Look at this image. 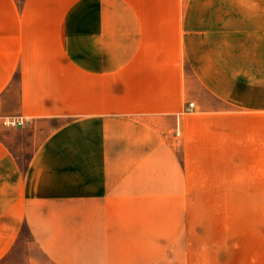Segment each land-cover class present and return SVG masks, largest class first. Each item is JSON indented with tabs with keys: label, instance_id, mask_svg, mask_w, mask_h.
<instances>
[{
	"label": "crops",
	"instance_id": "crops-1",
	"mask_svg": "<svg viewBox=\"0 0 264 264\" xmlns=\"http://www.w3.org/2000/svg\"><path fill=\"white\" fill-rule=\"evenodd\" d=\"M29 1L0 0V96L16 85L20 127L59 124L26 162L0 138V264L25 230L27 264H264V179H189L174 145L190 109L172 33L23 18Z\"/></svg>",
	"mask_w": 264,
	"mask_h": 264
},
{
	"label": "rangeland",
	"instance_id": "rangeland-1",
	"mask_svg": "<svg viewBox=\"0 0 264 264\" xmlns=\"http://www.w3.org/2000/svg\"><path fill=\"white\" fill-rule=\"evenodd\" d=\"M20 7L25 0H16ZM15 18L0 10V19ZM23 18L135 21L148 35H172L174 66L182 67L190 120L174 145L189 179H264V0H30ZM14 85L0 96V118L19 117ZM187 108V107H186ZM56 120L3 127L0 138L26 162L32 132ZM24 133V134H20ZM41 254L24 231L12 264Z\"/></svg>",
	"mask_w": 264,
	"mask_h": 264
},
{
	"label": "built area",
	"instance_id": "built-area-1",
	"mask_svg": "<svg viewBox=\"0 0 264 264\" xmlns=\"http://www.w3.org/2000/svg\"><path fill=\"white\" fill-rule=\"evenodd\" d=\"M189 108L192 109L195 106L194 102L189 103ZM26 123L24 117H3L0 118V129L3 127H20Z\"/></svg>",
	"mask_w": 264,
	"mask_h": 264
}]
</instances>
